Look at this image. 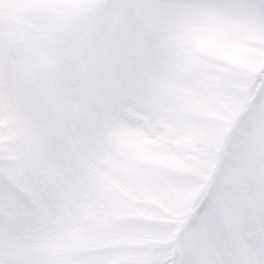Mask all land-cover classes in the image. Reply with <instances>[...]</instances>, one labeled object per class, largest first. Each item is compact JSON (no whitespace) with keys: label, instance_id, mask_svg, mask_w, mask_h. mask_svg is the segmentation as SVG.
Here are the masks:
<instances>
[{"label":"rangeland","instance_id":"rangeland-1","mask_svg":"<svg viewBox=\"0 0 264 264\" xmlns=\"http://www.w3.org/2000/svg\"><path fill=\"white\" fill-rule=\"evenodd\" d=\"M112 18L125 32L135 24L140 51L151 53L147 103L155 119L144 128L148 118L135 112L120 126L96 161L93 185L72 194L82 215L69 239L83 242L90 255L117 260L258 258L259 205L249 201L236 226L221 221L223 231L215 223L205 229L187 209L189 191L177 187L186 168L176 146L202 134L213 149L222 144L225 156L246 144L258 161L259 137L252 141L249 129L259 126L241 129L232 110L264 66V0H0V196L14 183L6 166L56 117L47 95L52 83L74 84L89 27ZM248 187L259 194V177L249 175ZM105 229L110 242L101 240ZM68 251L69 243L56 239L39 255L55 262Z\"/></svg>","mask_w":264,"mask_h":264},{"label":"snow or ice","instance_id":"snow-or-ice-1","mask_svg":"<svg viewBox=\"0 0 264 264\" xmlns=\"http://www.w3.org/2000/svg\"><path fill=\"white\" fill-rule=\"evenodd\" d=\"M136 7L142 12L144 5L137 3ZM139 41L136 25L125 32L118 18L100 27L91 26L81 45L74 84L64 87L52 83L47 95L55 108V119L37 129L32 140L19 148L15 162L5 169L14 183L0 196V264H168L163 259L100 258L90 255L83 242L69 239L82 215L72 194L93 185L96 161L110 150L120 126L135 112L148 118L140 126H153L155 118L147 103L151 53L141 52ZM262 81L264 75H254L250 91L232 110L241 129L257 125L264 129ZM250 139L255 141V135ZM213 155L212 145L205 138L200 167L213 174L202 185L187 188V209L195 210L193 220L205 229L215 223L223 231L221 221L238 225L251 201L259 205L264 229V149L258 161L247 152L236 151L214 166ZM249 175L259 177V194L249 189ZM240 235L248 241L254 238L251 233ZM56 239L69 243L66 257L55 262L42 259L40 247ZM110 239L105 229L101 240ZM259 250L258 258L250 256L244 264H264V244ZM173 264H189V260L178 255Z\"/></svg>","mask_w":264,"mask_h":264},{"label":"clouds","instance_id":"clouds-1","mask_svg":"<svg viewBox=\"0 0 264 264\" xmlns=\"http://www.w3.org/2000/svg\"><path fill=\"white\" fill-rule=\"evenodd\" d=\"M255 75H264V66H261L259 73ZM253 77L254 76H252V79ZM262 83H264V81H262ZM249 135L258 136L261 149H264V129H249ZM176 149L177 154L184 161L186 168L185 172L178 174L184 181V183L180 185L181 190L188 188L192 184L200 186L205 182L206 177L213 174L212 171L206 172L200 167L201 160L205 152V137L202 134H192L186 141H182L179 145H177ZM246 151L247 145H242L241 152ZM213 153L214 155L211 159L213 160L215 166L218 165L225 156L222 144L215 146ZM177 219L179 220L181 217H177Z\"/></svg>","mask_w":264,"mask_h":264}]
</instances>
